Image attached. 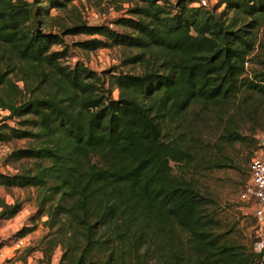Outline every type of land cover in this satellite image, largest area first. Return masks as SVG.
Masks as SVG:
<instances>
[{
	"label": "trees",
	"instance_id": "trees-1",
	"mask_svg": "<svg viewBox=\"0 0 264 264\" xmlns=\"http://www.w3.org/2000/svg\"><path fill=\"white\" fill-rule=\"evenodd\" d=\"M74 1L0 0V141L27 139L7 154L15 171L0 170V185L35 190L31 219L45 216L48 230L37 264H264L253 245L219 230L196 175L231 161L203 155L187 118L196 105L223 111L219 150L257 141L251 99L264 101V67L248 73L247 63L264 0H123L126 12L101 23ZM80 33L91 36L78 42L89 51L137 49L121 65L142 70L69 61L63 35ZM21 204L2 201L0 217Z\"/></svg>",
	"mask_w": 264,
	"mask_h": 264
},
{
	"label": "rangeland",
	"instance_id": "rangeland-1",
	"mask_svg": "<svg viewBox=\"0 0 264 264\" xmlns=\"http://www.w3.org/2000/svg\"><path fill=\"white\" fill-rule=\"evenodd\" d=\"M174 3V0H168ZM112 2V3H111ZM123 0H75L74 3L80 9L84 19L91 16V12H96L100 19L91 22L110 21L116 16L126 12L127 2L121 3ZM207 5L211 6L215 0H206ZM122 8H116L119 5ZM130 5V4H129ZM174 11V8H172ZM218 11V10H217ZM57 13L52 10L51 14ZM230 14V13H229ZM87 20V19H86ZM58 30L57 27L54 28ZM259 44L251 55L247 63L248 73L253 69H261L264 67V26L258 31ZM91 37L90 35L65 34L63 35L64 43L70 52L69 61L76 59H84L86 63L95 69H102L111 65H121L124 55L135 52L137 49L128 48L120 45H113L105 48H98L92 51L81 48L78 42ZM124 71L138 72L142 70L139 63H126L119 66ZM15 77L12 76V79ZM19 84L21 82H18ZM259 103L258 114L262 128L256 134L257 141L253 143L251 140L247 143H224L219 150L214 145L220 142L219 134L223 126L225 114L218 107H210L208 110L201 112L199 106H194L193 112L187 116L190 123V135L199 145L200 151L207 158H228L231 161L229 167L201 169L196 175V184L201 191L209 193L213 200V208L215 209V218L219 223V230L223 231V236L229 241L242 243L247 249L252 247V243L258 239V226L252 208L246 202L241 200L240 192L244 183L249 176V163L254 152L261 151L264 153V147L261 141H264V101L261 97L255 96L251 101ZM243 106L240 109L241 112ZM7 110H0V116L6 115ZM238 116L235 115L237 119ZM17 120L9 118L8 123L17 125ZM247 127V124H244ZM27 144L25 138H12L8 141L0 142V170L3 172H13V165L6 163L7 154L14 147H21ZM6 148V152H4ZM174 165V162H171ZM12 203L20 201V210L11 217H0V250L3 256H0V264H37V260L42 256L41 246L42 236L48 231L42 224L45 216L32 215L36 213L35 190L33 187H5L0 185V209L1 202ZM35 225V228L28 232L25 237L24 246L15 248L14 242L17 239L19 229L22 226ZM61 253V246L58 245L53 262L56 263Z\"/></svg>",
	"mask_w": 264,
	"mask_h": 264
},
{
	"label": "built area",
	"instance_id": "built-area-1",
	"mask_svg": "<svg viewBox=\"0 0 264 264\" xmlns=\"http://www.w3.org/2000/svg\"><path fill=\"white\" fill-rule=\"evenodd\" d=\"M195 4L207 5L206 0H198ZM89 23H98L91 22V19L98 21L100 19L99 15L96 12H91V16L86 18ZM111 27L113 26L112 22L108 23ZM2 142V141H0ZM264 144V141H262ZM6 152V148H4ZM249 179L244 184L241 192L240 198L243 201H246L252 208L253 214L256 218V223L258 226V239L253 243V249L255 251H263L264 254V153L261 151L254 152L251 156L249 163ZM25 237H19L15 240V248H20L24 246ZM3 252L0 250V255Z\"/></svg>",
	"mask_w": 264,
	"mask_h": 264
},
{
	"label": "water",
	"instance_id": "water-1",
	"mask_svg": "<svg viewBox=\"0 0 264 264\" xmlns=\"http://www.w3.org/2000/svg\"><path fill=\"white\" fill-rule=\"evenodd\" d=\"M263 251H260L258 254L261 255Z\"/></svg>",
	"mask_w": 264,
	"mask_h": 264
},
{
	"label": "crops",
	"instance_id": "crops-1",
	"mask_svg": "<svg viewBox=\"0 0 264 264\" xmlns=\"http://www.w3.org/2000/svg\"><path fill=\"white\" fill-rule=\"evenodd\" d=\"M4 253V252H3ZM0 256H3V254L2 255H0ZM3 264H5V263H3Z\"/></svg>",
	"mask_w": 264,
	"mask_h": 264
}]
</instances>
